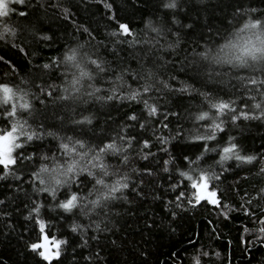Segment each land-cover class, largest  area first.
Wrapping results in <instances>:
<instances>
[{"label": "trees", "instance_id": "trees-1", "mask_svg": "<svg viewBox=\"0 0 264 264\" xmlns=\"http://www.w3.org/2000/svg\"><path fill=\"white\" fill-rule=\"evenodd\" d=\"M58 2L59 7L52 6L57 0H26V5H10L16 14L4 22L18 26L19 30L16 37L6 35L0 40V57L9 62H0V83L15 85L20 79L29 81L26 90L35 96L31 100L34 117L29 118V123L38 133L53 131L60 136L72 135L99 142L127 126L126 133L136 138L128 153L129 164L120 166L121 174L127 173L130 177L129 188L123 191V198L110 202L106 219L103 212L90 214V217L81 216L78 211L62 213L53 207L58 201H53L46 193L33 191L29 173L34 170V165H39V159L17 164L15 175L0 179V201H4L0 204V264H46L28 249V244L35 242L39 233L34 214L29 216L33 202L44 205L41 218L50 225L46 231L66 241L61 246L60 259L52 264H192L191 257L197 250L208 254L201 257V264H264V238L258 231L264 226L259 222L264 216L261 165L257 163L254 167L234 160L225 163L227 171L222 173V182L215 186L221 203L228 205L227 209L203 203L191 206L187 202L177 208L171 185L178 183L180 178L171 165L169 172L162 170L163 160L168 155L160 151L161 145L154 138L180 131L179 138L167 145L169 152L179 157L196 151L184 137L194 127L204 131L200 124L194 125L189 116L201 106L199 93L211 92L224 99L231 98L237 105L247 101L248 95L255 94L246 93L239 85L233 87L235 82L228 77L208 81L190 62L205 40L223 42L237 21L246 18L237 9L255 8L257 11L251 15L255 18L264 16V0H178L177 9H164L162 0ZM105 2L111 9L105 8ZM61 8L69 10L67 19ZM21 11L26 16H19ZM173 19L177 23H173ZM149 21L164 29V36L158 38L160 43L152 47L143 43L129 44L133 38L143 41L155 37V33L146 28ZM117 22L128 24L134 37L111 36ZM43 36L49 39L45 40ZM121 39L125 42L117 43ZM177 39L179 44L175 49L166 47ZM13 43L17 48L12 47ZM76 44H85L84 51L92 58L99 57L107 62L106 66L117 71L125 67L140 71L141 64L147 62L154 69L156 79L170 86L165 89L156 83L159 90L150 94V103L157 104L158 115L148 117L142 102L138 101L100 102L86 97L83 99H87V103L83 99L61 101L57 99L61 94L58 88L51 97L47 96L49 84L59 86L64 83L63 68L53 65L45 70L42 65L51 64L53 58H60L68 47ZM19 47L25 51H18ZM129 83H132L130 79ZM182 83L190 84L192 91L170 90L179 88ZM36 85H42L45 91L41 92ZM103 86L108 85L105 82ZM2 112L3 106H0V128L5 127ZM173 112L177 115H171ZM132 113L137 115L138 121L145 122V128L141 129L138 121L127 119ZM88 114L93 117L92 125L71 123ZM162 123H167L168 128L161 129ZM225 128L218 140L231 135L236 137L245 154L264 152V119L240 120L236 125L226 120ZM144 139L150 141V146L143 152L153 153L147 160L140 159L139 155V142ZM56 144L54 137L43 135L27 144L23 155L33 152L39 155L48 149L56 151ZM110 163L118 164V160ZM179 164L177 159V167ZM146 169L152 175H147ZM81 191L86 192L87 188L81 186ZM58 197L63 198L60 193ZM245 208L255 215H246ZM222 211L227 212V217L221 215ZM74 222L85 226L84 230L73 232ZM96 222L100 223L99 230L95 228Z\"/></svg>", "mask_w": 264, "mask_h": 264}, {"label": "snow or ice", "instance_id": "snow-or-ice-1", "mask_svg": "<svg viewBox=\"0 0 264 264\" xmlns=\"http://www.w3.org/2000/svg\"><path fill=\"white\" fill-rule=\"evenodd\" d=\"M13 4L26 5V0H0V40L5 39L6 35L16 37L18 33V26L14 27L4 22L10 15L16 14L15 8L10 6ZM52 6L59 7L58 0ZM104 6L111 9V5L107 2ZM178 6V0H162L164 9H177ZM256 11L255 8L245 11L237 9V12L246 18L237 21L228 36L223 38V42L213 43L211 40H205L201 50L194 53L190 62L197 67L198 74L201 77H207L208 81L228 77L235 82L233 87L239 85L246 93L255 94L248 95L247 101L237 105L231 98L224 99L211 92L199 93L202 97L201 106L198 111L190 113L189 116L193 124H200L204 131L200 132L194 127L184 137L192 148L197 149L196 151L181 154L179 157H174L169 152L167 145L179 138L180 131H177L175 135L154 136L161 145L160 151L168 155V158L163 160L162 170L169 172L171 165L180 178L178 183L171 185L175 192L174 203L177 208L187 202L191 206L203 203L227 209L228 205L221 203L219 190L215 185L222 182V173L227 171L224 165L229 160L254 167L258 163L261 165L260 172H264V152L245 154L236 137L231 135L226 139L223 137L217 139L226 130V120L236 125L240 120L264 119V16L255 18L251 13ZM61 12L67 19L69 10L61 8ZM18 15L24 17L26 13L21 11ZM172 22L177 23L174 19ZM146 28L155 33V37L143 41L133 38L128 43H143L150 47L158 45L160 43L158 38L164 36V29L153 26L151 21L146 23ZM84 31L88 32V29L85 28ZM218 33L219 30H217ZM110 35L134 37L129 25L119 22H117L116 30ZM172 35L177 34L172 33ZM89 36L91 37L90 33ZM42 38L49 39L48 36ZM124 42L123 39L117 41V43ZM178 44L177 39L175 43H168L166 47L175 49ZM12 47L17 48V45L13 43ZM84 49L85 44L68 47L60 58H53L51 64L42 65L45 70L53 65H60L63 68L64 83L59 86L49 84L47 96L51 97L58 88L61 94L57 96V99L61 101H79L85 97L100 102L138 101L142 102L143 110L148 117L158 115V106L156 103H150V94L154 90H159L156 89V83L162 84L165 89H169L170 86L167 82L156 79L154 69L147 62L141 64L140 71L126 67L117 71L106 66L107 62L99 57L92 58ZM18 51L23 53L25 49L19 47ZM0 62L9 63L4 61L3 57H0ZM12 71L15 72L14 67ZM129 79L132 83H129ZM105 82L107 87L103 86ZM28 83L26 79H20L15 85L0 83V106H3L2 116L5 124V127L0 128V179L15 175L14 169L17 164L39 159V165H34V170L29 173L33 191L46 193L53 201H58L53 207L62 213L75 214L78 211L81 216L90 217V214L100 215L103 212L106 219L110 202L123 198V191L129 188L130 177L127 173L121 174L120 166L129 164L128 153L132 150L136 138L126 133L127 126L121 127L118 132L99 142L72 135L60 136L53 131L38 133L29 123V118L34 117L31 100L35 99V96L26 90ZM36 87L40 88L41 92L45 91L42 85H36ZM170 90L186 93L192 91V86L182 83L179 88ZM83 102L87 103V99H83ZM171 115L176 116L177 113L173 112ZM127 119L138 121L135 113L130 114ZM138 122L141 129L145 128V122ZM71 123L79 126L92 125L93 117L91 114L82 115L80 119H74ZM167 128V123L161 124V129ZM43 135L56 139V151L48 149V152L39 155L35 152L27 156L23 155L25 146L41 139ZM139 143L140 159L147 160L153 153H144L143 149L149 148L150 141L144 139ZM210 153L215 155L210 156ZM177 159L180 161L178 167ZM114 160H118V164L110 163ZM209 160L213 163L208 164ZM145 172L147 175H152L147 169ZM16 179H19V176H16ZM81 186L86 187L87 191H81ZM260 192L264 194V189ZM58 193L63 196L62 199L58 197ZM2 203L4 201H0V204ZM248 203L250 204L251 201ZM43 207V204L33 202L30 209L29 216L33 217L34 214V222L38 226L39 233L36 241L28 244V249L41 261L52 264L54 260L60 259L61 246L66 241L57 239L46 231L50 225L41 218ZM51 210L52 208L49 209ZM244 211L246 215H255L249 208H245ZM221 215L227 217V212L222 211ZM259 222L264 225V216L259 218ZM84 227L74 222L71 230L83 231ZM95 228L100 229L99 222L95 223ZM245 231L248 229L245 228ZM258 231L260 237L264 238V226H261ZM207 255L206 252L197 250L191 257L192 264H201V257Z\"/></svg>", "mask_w": 264, "mask_h": 264}]
</instances>
